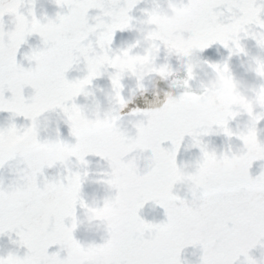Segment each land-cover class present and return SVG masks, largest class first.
I'll list each match as a JSON object with an SVG mask.
<instances>
[{
    "label": "snow or ice",
    "instance_id": "obj_1",
    "mask_svg": "<svg viewBox=\"0 0 264 264\" xmlns=\"http://www.w3.org/2000/svg\"><path fill=\"white\" fill-rule=\"evenodd\" d=\"M51 2L60 9L52 17L37 16L36 0H4L7 9L0 7V112L10 114L0 134L27 133L29 144L23 152L0 158V237L13 246L0 254V264H187L181 252L188 246H199L198 264H264V258L250 255L258 245L264 248V164L259 163L264 161V129L258 127L264 122V72L256 70L264 65V0H164L184 18L167 31L161 28L167 20L164 9L152 0L151 7L140 9L144 19L139 22L147 26L142 41L118 49L112 47L113 38L134 28L132 12L142 0ZM4 16L12 18V27L5 25ZM41 25L55 38L32 48L35 67L24 68L17 53L27 37L44 38ZM244 40L254 42L256 55L249 54ZM213 45L226 49L228 57L201 61L197 54ZM161 51L164 63H158ZM233 55L248 57L259 81L252 94L261 103L241 107L219 85L202 82L193 89L194 69L201 64L237 88L228 63ZM173 56L183 61V90L164 93L157 107H133L126 113L136 118L132 130L122 126L124 109L131 104L123 95V80L135 79L143 91L146 76L175 74L167 62ZM122 58L143 61L147 70L120 68ZM80 63L84 75L69 79L67 73ZM102 76L110 83V110L90 112L76 99L93 95L92 83ZM25 86L32 89L28 96ZM53 111L62 114L73 142L61 138L59 124L55 138L46 134L41 117ZM241 116L247 117L243 125L233 127ZM15 118L26 123L18 125ZM212 135L234 139L240 147L218 152L203 139ZM185 137L199 152L191 169L177 164ZM144 153L141 167L139 155ZM89 156L107 165L101 182L110 194L101 204L89 205L81 196ZM66 161H74L73 166ZM257 162L259 173L253 176L250 170ZM57 166L55 175H45V169ZM4 170L14 179L5 182ZM184 174L202 178L190 199L174 192ZM149 203L163 209V220L141 217ZM77 208L107 213L101 243L74 237L80 223ZM53 246L57 250L49 251ZM82 254L88 257L83 262L78 259Z\"/></svg>",
    "mask_w": 264,
    "mask_h": 264
},
{
    "label": "rangeland",
    "instance_id": "obj_2",
    "mask_svg": "<svg viewBox=\"0 0 264 264\" xmlns=\"http://www.w3.org/2000/svg\"><path fill=\"white\" fill-rule=\"evenodd\" d=\"M175 14L176 12L173 11ZM4 23L7 27H12V18L9 16H4L3 18ZM244 44L245 48L248 50L250 55H256L258 52V49L256 48L255 44L251 40H244L242 41ZM161 57L159 58L160 61L159 63H164L165 62V54L163 51L160 53ZM199 59L201 61L203 60H209L212 62H219L224 60L225 58L228 57V52L226 49L223 47H220L219 45H213L211 49L205 50L202 53L197 54ZM167 62L172 65V67L177 66L176 63L183 67V61L178 60V62H175V58L169 57L167 59ZM21 65L24 68H29V67H35V61H33L30 58L26 59L25 61L21 60L19 61ZM229 67L231 69V73L233 77L235 78L237 82V89L238 91L247 96L249 100H252L253 103H255V97L252 94V89L253 86L258 84L259 81L257 80L254 71L252 70V67L249 64V59L248 57H245L243 55L236 56L233 55L229 60ZM84 65L83 63L74 65L73 68L67 73V76L69 79L74 78V77H80L84 75ZM195 72V79L197 80L198 84L200 85L202 82L205 84H214V75L210 72V70L207 68L206 65L201 64L200 66L196 67L194 69ZM104 78L106 82L102 79ZM157 79V76H146L143 80V82H149L154 84ZM125 80V79H124ZM123 80V81H124ZM107 76H102L98 79H95L92 83V93L93 95L85 97L83 95L79 96L82 97L81 99L77 97L76 102L78 104L88 106L89 101L91 104H93L96 100H100L99 102L105 103L109 101V96L111 92L110 88V83L108 82ZM135 82V79L129 80L124 84V88H126L129 84ZM110 90V91H107ZM24 95L28 96V94H31L32 89L29 86H25L24 89ZM85 98H93L92 100L86 101L83 100ZM82 100V101H81ZM89 108V107H87ZM55 114H60L59 111H53ZM53 112H47L45 113L42 117L41 120L43 121L44 117L46 116V119L44 121H47L48 119V114H52ZM7 116H9V113H6ZM136 119V118H135ZM132 119L128 123H121L122 126L125 128L132 130V122L135 120ZM247 119L245 116L238 117L237 120L232 122V126L235 127L237 123L243 125L244 121ZM23 120V118H22ZM23 123H26L23 120ZM44 126H46L44 124ZM260 128H264V122H261V124L258 126ZM225 137L223 136H218V135H212L208 137H204L203 139L205 142H207L210 147L215 148L216 150L222 149L224 146L223 139ZM69 142H73V140H70ZM191 144V141L188 137H185V140L177 154V164H183L186 169H191L192 165L194 164L196 158L199 155V152L197 149L192 148L191 150L186 149L184 145ZM165 146H169L167 142L165 143ZM137 155V154H133ZM139 158L141 160V166L143 165V155L140 154ZM86 159H88L89 164H88V171H89V176L85 180L84 184L82 185L81 188V196L83 200L89 204H101L106 196L110 194V191L108 189V186L101 182L104 177L102 173L106 171L107 165L104 160H101L98 157L95 156H89ZM101 162V163H100ZM68 166H73L74 161L68 162L66 161ZM102 163L104 165H102ZM60 170L57 167H53L51 169H45V175L51 176L55 175L57 171ZM5 177V182L7 180L14 179V176L9 174L8 171L4 175ZM77 214L80 219L79 226L77 230L74 232V237L81 241L82 243H101L102 242V237L105 235L104 233V228H103V223L101 221H91L89 222L86 217H85V210L77 208ZM141 217L147 221L151 222H159L163 220L164 217V211L162 208L153 205L151 203L146 204L142 209L141 212L139 213ZM97 224V229H94L95 225ZM93 232V233H92ZM13 248L12 245L9 244V241L7 237H0V254H6L7 251ZM57 250L56 246H53L49 251H55ZM23 249H20V254H23ZM64 253L61 252V256H63ZM201 255V251L199 246L193 247V246H188L185 249L182 250L181 252V260L187 262V264H198L199 257ZM250 255L253 256L257 261L261 260L264 258V248H261L259 245L250 250Z\"/></svg>",
    "mask_w": 264,
    "mask_h": 264
},
{
    "label": "water",
    "instance_id": "obj_3",
    "mask_svg": "<svg viewBox=\"0 0 264 264\" xmlns=\"http://www.w3.org/2000/svg\"><path fill=\"white\" fill-rule=\"evenodd\" d=\"M164 10L168 9L166 4L164 3V0H159ZM152 0H142V2L137 6V9L133 10L132 15L137 18V21L134 22V26H136L139 21L144 19L143 14L141 13L140 9L151 7ZM60 11L54 3L48 8V10L43 13V15H46L48 17L54 16V14ZM96 11L92 10L90 12V15H95ZM79 13L78 10H73V18L78 19ZM55 33L53 31H50L49 34H44V38H42L40 35L33 34L29 37H27L26 43L21 46L20 51L17 53V58L22 57L23 55H26L28 53H31L32 48H38L44 46L45 40H52L55 38ZM185 72H175V74L167 79H160V82L162 85L167 87L170 90H176L177 92L182 91V80L184 78ZM193 83V80L191 81V84ZM193 89H198L196 87H193ZM125 97L129 98L131 101V104H129L128 108L124 109V113L122 114L123 117H127L126 113L129 112L133 107H140V108H154L157 107L164 99V93L157 90V89H151L147 86H144L143 91L137 90V88H134L129 93L124 95ZM101 111V112H108L110 110L109 108H95L89 110L91 111ZM57 127V126H56ZM56 127L47 130L46 134L49 135L52 138H55V129ZM60 133L62 139H70L71 137L68 135L67 126L63 123L60 124ZM45 135V133H42V136ZM260 138L264 139V131H261ZM231 147L233 151H237L240 147L237 141L233 140L230 141L226 148ZM224 149V150H225ZM260 164H264V161H260ZM218 166V165H217ZM251 174L253 176L257 175L259 173V167L258 162L254 164L253 168L250 170ZM175 194L182 198V199H190L193 195V192L189 189L188 186L184 184L178 183L174 189Z\"/></svg>",
    "mask_w": 264,
    "mask_h": 264
},
{
    "label": "clouds",
    "instance_id": "obj_4",
    "mask_svg": "<svg viewBox=\"0 0 264 264\" xmlns=\"http://www.w3.org/2000/svg\"><path fill=\"white\" fill-rule=\"evenodd\" d=\"M0 7H3L5 10L7 9V4L4 3V0H0ZM177 15L179 14L177 13ZM172 19L174 20L175 17H173ZM40 30L46 35L49 34V32L51 31L47 25H41ZM135 65H139V68L137 69L139 72L147 70V64L143 61H135L131 58H122L118 62V67L120 68H131ZM256 70L264 72V65H258ZM220 76L223 77V73H221ZM213 79L214 85H219L223 90V93L231 97V99L234 100L236 103L240 104L241 107H245L246 104L253 103V101L249 99L245 101L244 97L237 90L236 86L232 85V83L227 80L226 77L223 79L214 77ZM261 102V97H255V103ZM27 135V133L24 135H18L14 131H8L6 133L0 134V158H7L13 152H23L24 150H26L29 147ZM201 179L202 178L199 175L184 174L179 178V183L188 186L194 194V189L199 186V184L201 183ZM106 216L107 213L102 210L96 211L95 209H89L85 211V217L89 222L94 220L102 221L104 218H106ZM87 258L88 257L85 254H82L80 257H78L81 262H83ZM5 264H12V262L6 260Z\"/></svg>",
    "mask_w": 264,
    "mask_h": 264
},
{
    "label": "flooded vegetation",
    "instance_id": "obj_5",
    "mask_svg": "<svg viewBox=\"0 0 264 264\" xmlns=\"http://www.w3.org/2000/svg\"><path fill=\"white\" fill-rule=\"evenodd\" d=\"M50 3H51V0H36V3H35V11H36V13L44 12L49 7ZM171 12H172V9L165 11V14L167 16V20L162 23L161 26L163 28H165V25L168 26L169 24H174L176 22L177 16L174 15V14H171ZM173 17H175L174 20L172 19ZM146 28H147L146 25L140 23L137 27H135L132 30H129V31H126V32H123V33H116L114 38H113V43H112L113 49H114V46H113L114 44L115 45H120L121 44L120 37L123 36V35H126V34H131L132 35V39H133L132 41H142L143 33L146 30ZM141 50L142 49L138 48L137 52H139ZM160 57H161V55H160ZM159 61H160V59H159ZM159 61H158V63H159ZM173 69L174 70L182 69V67H180V68L175 67ZM52 125H54V124H52ZM45 128H47V127H45Z\"/></svg>",
    "mask_w": 264,
    "mask_h": 264
},
{
    "label": "trees",
    "instance_id": "obj_6",
    "mask_svg": "<svg viewBox=\"0 0 264 264\" xmlns=\"http://www.w3.org/2000/svg\"><path fill=\"white\" fill-rule=\"evenodd\" d=\"M8 123V121H6L3 116L2 113L0 112V125H6ZM7 172V170H4L3 175H5ZM97 224L95 225L94 229H97ZM93 233V232H92Z\"/></svg>",
    "mask_w": 264,
    "mask_h": 264
}]
</instances>
